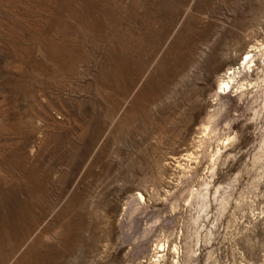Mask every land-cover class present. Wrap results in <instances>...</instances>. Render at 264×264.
Returning <instances> with one entry per match:
<instances>
[{
  "label": "rangeland",
  "instance_id": "374dc122",
  "mask_svg": "<svg viewBox=\"0 0 264 264\" xmlns=\"http://www.w3.org/2000/svg\"><path fill=\"white\" fill-rule=\"evenodd\" d=\"M0 264H264V0H0Z\"/></svg>",
  "mask_w": 264,
  "mask_h": 264
},
{
  "label": "bare ground",
  "instance_id": "6f19581e",
  "mask_svg": "<svg viewBox=\"0 0 264 264\" xmlns=\"http://www.w3.org/2000/svg\"><path fill=\"white\" fill-rule=\"evenodd\" d=\"M229 82H230V81H229ZM229 82H228V81H224V86H228V85H230L231 83L229 84ZM230 86H231V85H230ZM230 86H228V87L231 88ZM222 90H223V88H222Z\"/></svg>",
  "mask_w": 264,
  "mask_h": 264
}]
</instances>
